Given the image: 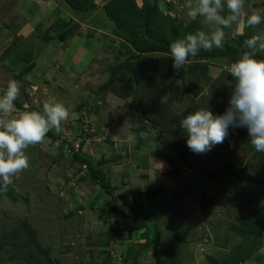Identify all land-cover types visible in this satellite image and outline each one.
Here are the masks:
<instances>
[{
    "label": "rangeland",
    "instance_id": "obj_1",
    "mask_svg": "<svg viewBox=\"0 0 264 264\" xmlns=\"http://www.w3.org/2000/svg\"><path fill=\"white\" fill-rule=\"evenodd\" d=\"M159 1L165 13L178 16V20L184 24L192 21L187 11L195 0ZM99 2L101 5L104 3ZM138 3L142 4V0H138ZM245 10L249 14L258 12L262 16V23L253 30L254 35L264 34V0H250L245 4ZM67 14L69 12L58 6L55 0H0V56L7 46L16 41L20 45L17 50L36 62L24 80H17L15 75L24 63L11 70L9 65L15 56H6L5 64L0 63V95L6 90L8 81L14 79L20 85L17 100L28 104L30 108L27 110L40 111L44 100L55 98L70 113L69 118L61 122L59 132L53 129L59 135V140L46 137L42 143L25 150L29 168L14 178V195L0 197V235L19 219L28 217L38 228L41 241L52 248V254L63 264H87L92 259L101 260L107 256L101 252L104 247L101 243L106 241L105 233L111 224H120H117L121 222L120 216L111 214L110 221H105L107 216L100 210V205L106 199L111 201V197L92 180L77 179L87 171L84 169L77 174L79 162L73 159L68 145L72 144L76 149L81 145L83 154L93 157L106 154L114 158V161L104 165V169L112 183L121 186L118 193L131 198L134 190L164 187L165 195L145 198L144 213L155 222L150 223L151 244L143 250V263L155 260L153 247L157 239L156 230L160 229L158 246L164 256H169L170 251L178 246L184 264H211L207 255L222 257L240 240L229 230V222L236 221L246 211L238 209V204L230 207L227 203L230 197H235L233 188L238 187L237 182L230 180L221 186L216 180L201 176L190 168L187 161L202 162L210 167L207 159H212V155L196 154L186 148L188 137L181 144V148L187 150L185 160L179 159L178 153L163 138L157 140L154 131L142 132L140 141L134 127L137 124L136 111L131 107L130 99L110 92L106 103L99 105L98 110L92 108L99 103L95 93L97 86L108 78L109 64L116 62L115 45L119 44V40H111L110 28L114 23L102 10L94 13L92 19L90 16L82 22L80 31L64 44L55 40H41L40 32L34 30L37 23L42 20L43 27H46L56 18ZM95 17L99 28L91 25ZM205 27L208 31L211 28L208 25ZM91 31H95L93 36H89ZM236 33L239 32L231 33V36ZM224 67L228 68L227 65L212 62L213 75L221 73ZM24 91H27L28 97H25ZM197 99L200 107L207 106L217 115L226 111L230 97L226 102L221 98L209 102L205 94ZM83 100L89 104L79 110ZM89 107L91 113L87 110ZM175 107L179 114H184L192 106L184 100L176 101ZM182 114V117L187 116V113ZM80 115H83L82 121L79 120ZM80 126L91 133L83 144L81 141L84 138L79 136ZM232 149L245 156L239 147ZM173 169L178 173L172 172ZM97 194L101 196L92 206L91 201ZM174 194H181L182 199L170 206ZM70 211L76 213L66 217ZM180 222L189 240L187 243L174 240L175 228ZM143 232L135 231L132 238L126 231L120 232L123 238L114 239L108 248L111 264H122L129 246L145 242ZM226 240L227 245L223 246ZM260 252L264 254V247ZM9 254L6 251L0 253L1 264H25L20 260H8ZM245 264L258 263L256 259H251Z\"/></svg>",
    "mask_w": 264,
    "mask_h": 264
},
{
    "label": "trees",
    "instance_id": "obj_2",
    "mask_svg": "<svg viewBox=\"0 0 264 264\" xmlns=\"http://www.w3.org/2000/svg\"><path fill=\"white\" fill-rule=\"evenodd\" d=\"M55 1L69 14L56 18L46 27H43L42 20L37 23L34 30L40 32L43 41L55 40L66 43L70 37L80 31L82 22L90 16L92 19L94 13L101 10L114 23L110 30L111 40H119V44L115 45L116 62L109 64L108 78L97 86L95 93L99 103L92 108L98 110L99 105L106 103L110 92L120 98L130 99L131 107L136 111L134 112L135 122L138 125L135 124L134 127L139 133L140 141H142V132L154 131L157 134V140L163 138L165 143L167 142L178 153V158L185 160L187 150L181 148V144L185 142L184 138L187 134L180 126L181 120L186 118L184 114L188 115L200 107L197 97L203 94L210 99L209 102L217 98H221L223 102L228 101L235 81L226 67L214 76L211 64L214 62L229 67L239 58L242 51H248L244 41L254 35L253 28H248L243 34L236 33L234 36H231V33H235L233 29H224L225 38L222 48L214 47L211 51L201 49L196 57H189L190 63L177 73L172 67L169 46L176 39L184 38L197 30L208 31L201 18L184 24L178 20V16L165 13L159 0H142V4H139L138 0ZM99 1H104L103 5ZM248 2L250 0H245V4ZM256 5L258 6V3H255ZM96 22L97 17L91 25L99 28ZM94 32L91 31L89 36H93ZM19 46L16 41L7 46L0 56V63L5 64L6 56H15L9 68L14 70L19 64L21 66V63H24L15 75V79L24 80V76L36 65V62L30 61L26 54L19 52L17 50ZM256 58L264 59V53L257 52ZM206 90H208L207 93H205ZM24 95L28 97L27 91H24ZM184 100H187L192 107L184 114L181 113L185 116L182 117L175 103ZM87 104L89 102L83 100L79 110H83ZM15 105L17 108L24 109V104L18 100L15 101ZM87 110L91 113L92 109L89 107ZM82 116L80 115L79 119L81 121ZM80 128L79 136L84 138L81 141L83 144L86 136H91V133L87 132L83 126ZM46 137L53 141L59 140V135L53 129L46 134ZM249 139L247 128L230 127L225 141L206 153L212 155V159H207L210 167H206L209 164L202 162L187 161L188 166L199 175L216 180L221 186L224 182L236 181L238 187L233 188L235 197H230L231 200L227 203L230 207L238 204V209L246 211L236 221L229 222V230L240 240L233 244L230 251L222 257L207 255L211 264H245L251 259H256L258 264H264V254L260 252L264 247V153L257 152ZM231 147H239L245 152V156ZM68 148L73 153V159L79 162L77 174L84 169L87 171L86 174L85 171L81 173L77 179L92 180L102 189V192L111 197V201H117L112 204L109 199H106L100 205V210L107 216L105 221H110L111 214L120 216L121 221L117 223H120L119 225L116 224L117 226L114 225L115 222L112 223L105 233L107 239L101 243L104 246L101 252H105L107 256L101 260L92 259L87 264H111L109 259L111 252L108 248L113 240L123 238L120 232L124 231L132 238L137 230H144L142 237L146 241L129 246L122 264H184L178 246L170 251L169 256L161 253L158 246L161 240L160 229L156 230L157 239L153 247L155 260L151 263L141 261L143 250L151 244L150 223L155 222L144 213L145 198L149 195H165L164 187L134 190L133 196L128 198L118 193L122 189L121 186L113 184L104 169V165L114 161V158H109L106 154L101 157L83 154L81 145L76 149L70 144ZM172 172L178 173L175 169ZM6 195H14L13 184L9 185L6 191L0 190V197ZM99 196L101 194H97L91 201L92 206H95ZM226 198L229 199V197ZM181 199V194H174L170 206H174L175 202ZM75 213L76 211H70L66 217ZM174 238L177 243L189 242L182 222L177 223ZM226 245L227 240L223 243V246ZM3 251L10 253L8 260H20L25 264H63L52 254V248L41 241L38 228L28 217L19 219L13 227L5 229L0 235V253Z\"/></svg>",
    "mask_w": 264,
    "mask_h": 264
},
{
    "label": "clouds",
    "instance_id": "obj_3",
    "mask_svg": "<svg viewBox=\"0 0 264 264\" xmlns=\"http://www.w3.org/2000/svg\"><path fill=\"white\" fill-rule=\"evenodd\" d=\"M187 16L202 18L209 31L197 30L170 44L173 69L179 73L203 49L211 51L222 48L226 28L243 34L248 28L262 23L258 12H247L245 0H195ZM248 51L230 64L227 71L235 81L229 106L223 114L214 115L207 106L199 107L180 122L187 134V146L203 154L213 146L224 142L229 128H247L249 142L257 152L264 153V59L256 53H264V34H256L244 41ZM20 95V85L9 80L3 95H0V190L6 191L14 178L29 168L26 149L42 143L46 134L60 131L61 122L69 118L68 108L55 98L44 100L42 111L18 110L15 101Z\"/></svg>",
    "mask_w": 264,
    "mask_h": 264
},
{
    "label": "crops",
    "instance_id": "obj_4",
    "mask_svg": "<svg viewBox=\"0 0 264 264\" xmlns=\"http://www.w3.org/2000/svg\"><path fill=\"white\" fill-rule=\"evenodd\" d=\"M216 76V75H215Z\"/></svg>",
    "mask_w": 264,
    "mask_h": 264
}]
</instances>
